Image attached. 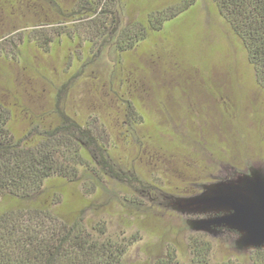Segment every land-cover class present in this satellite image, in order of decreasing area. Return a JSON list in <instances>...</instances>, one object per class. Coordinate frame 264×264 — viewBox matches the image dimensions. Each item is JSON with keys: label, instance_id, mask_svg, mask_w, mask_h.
<instances>
[{"label": "rangeland", "instance_id": "rangeland-1", "mask_svg": "<svg viewBox=\"0 0 264 264\" xmlns=\"http://www.w3.org/2000/svg\"><path fill=\"white\" fill-rule=\"evenodd\" d=\"M79 1L0 0V101L13 130L55 123L57 104L80 123L104 121L122 170L160 192L109 182L89 209L121 235L142 227L128 264H156L168 242L185 261L194 231L209 234L215 260L234 247L264 246V92L214 2L196 0L127 51L87 45L81 30L78 39L54 38L44 48L22 44L31 28L54 32L87 22L72 18ZM178 1L120 0L122 21H145L149 11ZM135 112L142 116L136 124ZM52 190L71 202L83 197L79 183Z\"/></svg>", "mask_w": 264, "mask_h": 264}, {"label": "trees", "instance_id": "trees-1", "mask_svg": "<svg viewBox=\"0 0 264 264\" xmlns=\"http://www.w3.org/2000/svg\"><path fill=\"white\" fill-rule=\"evenodd\" d=\"M212 1L241 41L264 92V0ZM195 2L179 0L149 11L145 21L123 23L120 0H80L75 16H71L75 21H87L80 27L72 25L54 32L31 28L22 33L21 40L25 46L32 42L44 48L61 37L65 41L78 39L81 30L86 33L83 43L87 45L109 42L114 49L127 51L150 32L162 30L165 22L189 10ZM13 41L8 44L14 46ZM5 50L0 47L3 56ZM55 109V123H35L18 134L12 127L10 108L0 101V264H128L130 247L143 239L142 227L121 235L123 232L112 231L108 220L90 208L109 182H127L136 190L154 195L160 194L155 193L159 188L122 170L103 120L90 116L80 123L58 104ZM139 119L142 116L135 112V124ZM70 183L80 184L83 197L76 202L68 201L64 193L59 196L50 191V185L66 188ZM124 197L137 208L143 205ZM154 236L164 238L161 234ZM186 247L188 258L184 261L179 256L182 252L166 243L163 257L156 264H264L262 245L234 247L232 255L215 260L213 241L205 232H191Z\"/></svg>", "mask_w": 264, "mask_h": 264}]
</instances>
